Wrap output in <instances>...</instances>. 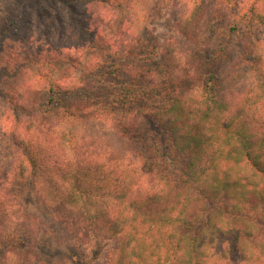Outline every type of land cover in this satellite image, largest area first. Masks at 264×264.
I'll list each match as a JSON object with an SVG mask.
<instances>
[{
    "label": "clouds",
    "instance_id": "clouds-1",
    "mask_svg": "<svg viewBox=\"0 0 264 264\" xmlns=\"http://www.w3.org/2000/svg\"><path fill=\"white\" fill-rule=\"evenodd\" d=\"M0 264H264V0H0Z\"/></svg>",
    "mask_w": 264,
    "mask_h": 264
}]
</instances>
